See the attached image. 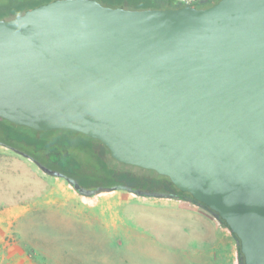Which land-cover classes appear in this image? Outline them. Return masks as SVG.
Listing matches in <instances>:
<instances>
[{"label":"water","instance_id":"95a60500","mask_svg":"<svg viewBox=\"0 0 264 264\" xmlns=\"http://www.w3.org/2000/svg\"><path fill=\"white\" fill-rule=\"evenodd\" d=\"M0 118L85 135L169 178L228 226L242 264H264V0L150 10L56 0L0 20Z\"/></svg>","mask_w":264,"mask_h":264},{"label":"rangeland","instance_id":"374dc122","mask_svg":"<svg viewBox=\"0 0 264 264\" xmlns=\"http://www.w3.org/2000/svg\"><path fill=\"white\" fill-rule=\"evenodd\" d=\"M56 132L59 131L41 133L51 137ZM76 150L72 147V151ZM70 154L78 163L83 161L84 168L97 167L88 154ZM108 163L113 168L121 166L111 158ZM127 169L159 177L150 170ZM5 176L39 184V191L31 196H14L5 187ZM0 178L4 180L0 181V202L5 199L6 206H24L27 210L6 237L9 255H16L18 264L240 262L238 244L229 237L230 231L199 205L178 199L141 197L123 190L82 196L63 178L44 174L30 160L1 145ZM0 249L4 250L3 245ZM3 254L0 253L1 257Z\"/></svg>","mask_w":264,"mask_h":264},{"label":"trees","instance_id":"16d2710c","mask_svg":"<svg viewBox=\"0 0 264 264\" xmlns=\"http://www.w3.org/2000/svg\"><path fill=\"white\" fill-rule=\"evenodd\" d=\"M56 0H0V20H13L24 15L26 12L38 7L50 4ZM101 4L113 8H125L130 10H150V9H180L186 6L197 9H206L214 6L221 0H200L198 5H188L180 0H97ZM43 133V132H42ZM41 132L33 129L20 127L9 121L0 118V145L9 149L22 158L29 160L30 157L38 161L45 168L59 175L67 183L77 185L87 192L86 196H93V193L101 188L123 190L131 193L145 192L152 195L169 196L175 199H192L188 193L178 190L171 180L159 175L152 177L145 174H137L129 169L133 167L119 163L121 166L113 168L108 163V158H112L109 149L101 142L89 138L85 135L73 131H59L51 137H44ZM95 141V142H94ZM97 142V143H96ZM72 147L79 151H72ZM70 153L81 156L88 154L96 161V168L78 163ZM114 160V159H113ZM116 161V160H115ZM142 169V168H141ZM86 171V172H85ZM154 172V171H153ZM156 173V172H155ZM157 174V173H156ZM7 191L14 193V196L22 194L31 196L39 191V184L23 183L15 176H5ZM0 178V181L3 182ZM1 190V188H0ZM2 196V195H1ZM21 199V197H18ZM1 199L0 207L7 204ZM22 200V199H21ZM21 200H17L18 203ZM202 208L212 213L204 204H199ZM214 215V214H213ZM227 228L228 226L222 222ZM229 229V228H228ZM235 237V235L233 234ZM241 253L240 241L236 238ZM18 256V255H17ZM13 255L12 259H15ZM13 263V262H12Z\"/></svg>","mask_w":264,"mask_h":264},{"label":"crops","instance_id":"0c3cea01","mask_svg":"<svg viewBox=\"0 0 264 264\" xmlns=\"http://www.w3.org/2000/svg\"><path fill=\"white\" fill-rule=\"evenodd\" d=\"M160 199V198H159ZM163 199V198H161ZM26 208L24 206H5L0 207V245H3L4 250L0 249V253H4L1 257L0 255V264H18L17 258L12 259L13 257H10L8 247L10 246V243L7 242L6 237H8L9 232L11 231L14 223L19 220L23 215L26 213ZM220 222V221H219ZM222 223V222H221ZM223 224V223H222ZM224 225V224H223ZM224 227L230 231L225 225ZM231 240L236 242L235 237L233 236L232 232H229ZM12 245L14 243H11ZM6 250V251H5ZM238 252V259H240V262L238 264H242V258L239 251V245L237 247ZM9 255V256H8ZM17 260V262H16ZM23 260V259H22ZM13 262V263H12Z\"/></svg>","mask_w":264,"mask_h":264},{"label":"built area","instance_id":"2783aa9c","mask_svg":"<svg viewBox=\"0 0 264 264\" xmlns=\"http://www.w3.org/2000/svg\"><path fill=\"white\" fill-rule=\"evenodd\" d=\"M181 1V0H180ZM200 0H195L194 2H189L188 0H182L181 2L185 3V4H192V3H195V2H199Z\"/></svg>","mask_w":264,"mask_h":264},{"label":"flooded vegetation","instance_id":"af4514ba","mask_svg":"<svg viewBox=\"0 0 264 264\" xmlns=\"http://www.w3.org/2000/svg\"><path fill=\"white\" fill-rule=\"evenodd\" d=\"M196 4L198 5V2L192 3V4H190V5H196Z\"/></svg>","mask_w":264,"mask_h":264}]
</instances>
